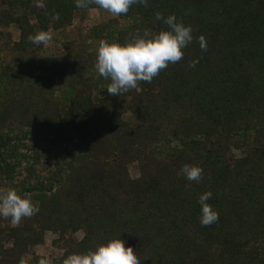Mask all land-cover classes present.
<instances>
[{
	"label": "trees",
	"instance_id": "1",
	"mask_svg": "<svg viewBox=\"0 0 264 264\" xmlns=\"http://www.w3.org/2000/svg\"><path fill=\"white\" fill-rule=\"evenodd\" d=\"M21 3L28 14L0 13V25L20 30L19 52L40 47L29 35L100 9L74 0ZM157 12L191 25L194 39L180 61L120 96L97 95L93 75L61 89L64 63L38 72L0 66V190L28 194L38 209L15 227L0 217V264H19L47 231L59 241L84 233L52 264L117 238L140 264H264V142L233 154L236 136L264 133V0H147L118 16L121 28L99 32L121 44L145 29L157 33L167 27ZM130 96L131 120L113 110ZM185 164L203 169L199 182L177 175ZM205 192L218 217L213 228L199 222ZM41 259L33 254L26 264Z\"/></svg>",
	"mask_w": 264,
	"mask_h": 264
},
{
	"label": "clouds",
	"instance_id": "2",
	"mask_svg": "<svg viewBox=\"0 0 264 264\" xmlns=\"http://www.w3.org/2000/svg\"><path fill=\"white\" fill-rule=\"evenodd\" d=\"M35 7L45 8L44 0H33ZM77 8H87L94 4L113 16L127 14L133 4H147V0H74ZM155 19L166 25L157 33L145 29L143 35L137 34L126 43L102 41L97 49L95 69L100 77L109 79L107 93L118 95L130 89H135L138 82H151L162 69L170 63L180 61L184 56L183 49L189 45L193 37L191 25L178 21L175 14L166 17L157 12ZM28 40L35 45L47 46L52 40L49 31H39L29 35ZM201 50L206 51L207 44L203 35L198 37ZM198 60L190 62L195 67ZM177 175H183L189 181L199 182L203 169L199 166L185 164ZM211 192H205L198 198L200 204L199 222L201 226L213 228L218 225V217L207 201ZM38 211L28 194H20L15 189L0 190V217L11 218L13 224H18L22 218L31 217ZM39 264H48L41 259ZM63 264H140L132 246H126L121 238L110 239L97 245L94 250L68 255Z\"/></svg>",
	"mask_w": 264,
	"mask_h": 264
},
{
	"label": "rangeland",
	"instance_id": "3",
	"mask_svg": "<svg viewBox=\"0 0 264 264\" xmlns=\"http://www.w3.org/2000/svg\"><path fill=\"white\" fill-rule=\"evenodd\" d=\"M0 0V4H1ZM26 0H4L5 4L0 5V13L7 14H28L26 5L21 2ZM32 18V17H31ZM34 22L33 19H31ZM125 23L118 17L104 9H89L77 11L71 25L55 29L50 27L52 40L47 46L31 47L25 52H19L13 49V45L20 38V30L16 24L4 23L0 25V66L10 65L16 70L38 72V68L43 65L54 63H64L69 66L68 74L57 86L61 89L67 86H74L76 81L83 77L94 76L97 85L95 91L101 97H112L107 93V87L111 83L109 79L100 77L95 71V62L90 59L89 54L97 52L102 41L105 42L106 34L121 28ZM104 29L105 33L100 34ZM57 91L58 88H57ZM103 92V94H101ZM121 100L114 104L113 110L116 115L124 119H133L132 99L130 97H119ZM264 142V133L256 134L254 131L239 134L233 141V154L241 157L250 152L254 147ZM130 173L134 178L139 176L138 166L130 165ZM5 227H15L24 224V218L18 224H13L11 218L2 217ZM84 233L68 232L63 241H59V235L53 231H47L44 234V242L35 246L31 254L22 256L19 264H26L33 254L45 257L48 264L64 254L69 246L75 244L83 238ZM58 242V243H57ZM7 246H10L7 244Z\"/></svg>",
	"mask_w": 264,
	"mask_h": 264
}]
</instances>
